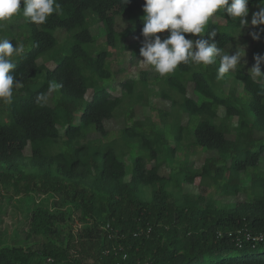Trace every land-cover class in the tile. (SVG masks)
<instances>
[{
	"label": "trees",
	"instance_id": "1",
	"mask_svg": "<svg viewBox=\"0 0 264 264\" xmlns=\"http://www.w3.org/2000/svg\"><path fill=\"white\" fill-rule=\"evenodd\" d=\"M57 3L62 11L43 24L29 22L22 10L13 16L22 20L17 36L3 33L0 22L1 38L24 49L13 57L20 87H14L10 103L0 100V200L59 195L78 211L84 227L77 237L70 232L62 237V213L36 205L24 240L0 247V264H87V259L91 264H264V80L242 66L217 79L219 57L206 66L181 63L160 76L163 87L155 95L170 105L169 112L159 111L161 126L149 117L135 120L134 107L144 99L136 88L147 87L149 73L122 82L123 96H113L105 84L113 76L108 58L128 49L121 45L124 39L133 40L132 64L142 58L144 0ZM258 3L249 0L248 21ZM117 17L128 23L121 32ZM92 19L102 26V44L90 31ZM213 28L226 52L247 27L240 30L239 21L218 11L202 37L208 39ZM262 29L264 25L251 28L252 34L259 33L253 39L251 67L255 55H264ZM58 31L65 33L62 41ZM157 35L163 39L168 33ZM52 83L60 87L50 91ZM188 84L194 98L187 96ZM50 92L54 106L46 101ZM41 93L45 99L38 100ZM123 97L129 105L119 138L104 142L113 135L104 122L116 118ZM181 113L187 115L184 125ZM90 134L98 137L88 140ZM188 147L194 151L186 153ZM196 150L217 156H207L193 168L187 157ZM177 152H185L184 160L177 159ZM164 165L168 176L161 172ZM243 175L249 176L247 186ZM195 178L210 191L184 195L181 185L193 184ZM239 194L246 199L223 203L214 198ZM35 237L44 241L35 243Z\"/></svg>",
	"mask_w": 264,
	"mask_h": 264
},
{
	"label": "clouds",
	"instance_id": "2",
	"mask_svg": "<svg viewBox=\"0 0 264 264\" xmlns=\"http://www.w3.org/2000/svg\"><path fill=\"white\" fill-rule=\"evenodd\" d=\"M121 2L126 5L129 0ZM248 3L249 0H144L141 29L143 40L139 49L142 59L139 62L152 66L163 76L173 72L181 63L206 66L213 64L219 57L217 79L223 78L225 73L242 65L244 50L239 48L234 54L225 53L214 39L217 36L214 28L208 32V39L202 38V34L210 18L218 11H222L232 20L239 21L240 30L247 27ZM256 7L258 10L252 13L250 21L254 27L264 25V4L259 0ZM21 10L23 16L35 24H43L50 15L62 11L57 0H0V22L12 18ZM165 31L168 33L165 38L157 35ZM185 34L201 38H186ZM252 36L253 39H258L259 33H253ZM23 50V45L16 46L11 40L0 38V100L10 103L14 87H20V81L14 74L16 64L13 57L19 56ZM253 59L255 63L248 73L264 80V72L261 71L264 55H255ZM59 87V84L52 83L49 90ZM43 99L44 94H39L38 100Z\"/></svg>",
	"mask_w": 264,
	"mask_h": 264
},
{
	"label": "rangeland",
	"instance_id": "3",
	"mask_svg": "<svg viewBox=\"0 0 264 264\" xmlns=\"http://www.w3.org/2000/svg\"><path fill=\"white\" fill-rule=\"evenodd\" d=\"M213 20L219 24H224V20L219 19L217 17H214ZM251 17L249 18V24L247 28L245 29V32H242L240 35L237 36L235 43L230 44L227 47V52L229 54H234L235 51L239 48H243L245 55L241 59V64L238 66H242L246 72L251 68L250 65V58H251V49L254 45L253 36L251 33L252 25L250 24ZM22 23V20L20 19H14L10 18L6 21H3V33H6L7 31L11 33L14 36H17L19 33V29L17 28ZM127 21L124 19V17H117L116 19V30L121 32L123 31L127 25ZM102 26L101 24L96 21L95 19H92L90 31L91 33L98 37L97 43L102 44L104 40V35L101 31ZM167 33L165 31L162 33L163 35ZM4 35L0 33V38ZM57 37L59 41H62L65 37V33L63 31L57 32ZM201 37H193L192 39H197ZM203 38V37H202ZM8 39V38H7ZM123 46L128 47V49L122 51L121 53H112L111 56L108 58L109 63V69L113 74L112 78L108 80V82L105 84L108 88L109 92L113 96H123L121 86L120 84L122 82H125L127 80H137L140 76V72H148V85L146 88L137 86V90H140L141 93L144 96V99H142V105H136L134 107V119L135 120H144L146 117H149L153 122H155L159 127L161 126L160 121V112H169L170 111V105L168 102H165L163 100H160L157 94L162 86L161 82V75L155 71V69L152 66H147L139 62L142 58H140L137 62H134L132 64L131 57H130V47L133 45V40L131 38L124 39L122 42ZM39 64L41 61L39 60ZM49 68H53V64L48 63ZM122 70V71H120ZM231 71V70H230ZM255 78V77H254ZM163 79V77H162ZM257 79V78H255ZM224 90L226 91L228 86L224 85ZM192 84L187 85V96L190 98H194V95L192 93ZM236 91L239 95L243 94V90L241 85H236ZM150 93V94H148ZM51 92L48 94L47 103L50 106H54V102L51 99ZM91 91L87 93L86 97H90ZM125 104L122 106V108H119L116 113V118L113 120L105 121L104 127L108 132H112L113 135H109L107 138H105V141H108L110 139L119 138V133L117 132L121 128H123L124 125V117L123 112L127 110L128 108V99L127 97H123ZM219 114L222 116V111L219 110ZM172 115L167 118V122H172ZM181 121L182 124H186L187 122V115L181 113ZM61 129V128H60ZM98 137L97 134H90L87 136L88 140L96 139ZM229 138H232V136H229ZM85 138L81 143H85L87 141ZM194 151V148H189L186 150V153H191ZM185 152H177L176 156L178 160H184ZM217 156L215 152H206L203 153L199 150H196L195 154H190L187 157V162L189 165H191L193 168H199L205 157L207 156ZM125 162L129 163L131 160L126 155ZM260 166L262 169H264V161L260 163ZM161 172L163 175L168 176L170 173V169L168 166H162ZM242 184L244 186L249 185V176L243 175L242 176ZM182 186V193L184 195H190L195 196L197 194H202L203 191H206L208 189H204V186L200 185L199 178H195L193 184H183ZM210 191V189L207 191V193ZM246 196L243 194H239L237 197H222L220 195H214V198L216 200H220L223 203L228 202H241L244 201ZM46 204V207L49 208L50 212H60L62 213V218H64V223L60 225L61 227V233L62 237L70 232L71 235L74 237H77L78 234L81 233L83 229V225L80 224L78 220L79 213L77 210L70 209V206L68 204H63L62 200H60L59 195H52V196H42V195H32V196H19V197H5L4 199L0 200V247L5 245H12L16 241H22L25 237V231L28 230L29 220L31 213L36 205L39 204ZM59 224V223H58ZM44 239L35 237L33 239V242H43ZM32 242V240L30 241ZM28 244V242H25ZM24 244V245H26ZM87 264L93 263L91 259L86 260Z\"/></svg>",
	"mask_w": 264,
	"mask_h": 264
}]
</instances>
